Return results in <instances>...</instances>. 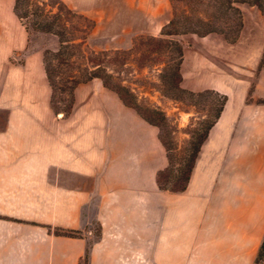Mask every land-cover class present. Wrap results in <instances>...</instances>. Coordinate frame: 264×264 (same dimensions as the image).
I'll list each match as a JSON object with an SVG mask.
<instances>
[{
    "label": "crops",
    "instance_id": "crops-1",
    "mask_svg": "<svg viewBox=\"0 0 264 264\" xmlns=\"http://www.w3.org/2000/svg\"><path fill=\"white\" fill-rule=\"evenodd\" d=\"M153 1H96L80 12L96 20L92 36L158 35L172 11ZM241 8L236 43L218 33L186 35L182 86L229 99L187 189L171 193L157 183L168 164L159 128L100 78L77 87L69 117L57 115L45 47H32L15 0H0V264H80L92 231L67 237L49 227L85 231L97 222L102 237L89 264H254L264 238V104L247 98L253 83L264 97V68L256 75L264 15ZM136 10L146 24L116 17Z\"/></svg>",
    "mask_w": 264,
    "mask_h": 264
},
{
    "label": "trees",
    "instance_id": "trees-1",
    "mask_svg": "<svg viewBox=\"0 0 264 264\" xmlns=\"http://www.w3.org/2000/svg\"><path fill=\"white\" fill-rule=\"evenodd\" d=\"M172 18L163 25L159 36L139 35L134 46L141 54L142 63L163 62L160 78L164 95L183 102L197 105L207 110L206 118L200 125L188 133L190 138L183 149L178 146L175 137L176 128L170 122L166 112L150 104H141L137 95L127 86L116 83L114 76L92 54L84 50L96 21L84 14L77 13L64 1L54 0L50 6L57 10H48V4L40 5L33 0H15V13L26 27L32 40V33L54 34L58 38L57 49L44 48V67L52 89L51 107L59 115L67 118L72 113L77 87L94 78H100L104 85L115 91L125 105L132 107L148 123L159 128V138L167 152L168 164L157 173V183L161 190L171 193L184 192L189 184L199 152L208 138L210 130L218 122L228 102V95L216 89L208 88L193 91L182 86V64L184 61V35L196 34L205 37L212 33L224 36L228 43H236L244 28L242 4L255 6L264 15V0H170ZM79 40V41H78ZM264 68V53L257 74ZM255 86L250 89L247 102ZM264 104V98L256 100ZM87 247L80 264H89L92 247L102 237L100 222L83 230L49 227V231L58 236L85 237ZM254 264H264V238Z\"/></svg>",
    "mask_w": 264,
    "mask_h": 264
},
{
    "label": "rangeland",
    "instance_id": "rangeland-1",
    "mask_svg": "<svg viewBox=\"0 0 264 264\" xmlns=\"http://www.w3.org/2000/svg\"><path fill=\"white\" fill-rule=\"evenodd\" d=\"M53 1L54 0H33L34 3H39L40 5H43V3L48 4V10L56 11L57 8L50 6ZM62 1L65 2V0ZM71 1H74L73 6H70L67 2L65 3L77 13H81L80 9L87 6L99 7L97 6V3L91 4L96 1L104 3L103 7L106 8L124 6L123 4H113V0ZM155 2L158 7L161 8L167 5L171 9L173 16L170 0H155ZM152 4H154L153 0ZM103 12L106 16L111 14L110 9L104 10ZM116 17L120 18V22H122V18H124L123 22L126 23V25L131 24L132 27L141 26L143 22V16L140 10H136L134 14H129L127 17L120 14ZM145 22H143V24H146ZM93 31L91 32L87 42L83 45L87 54H92V56L96 59L102 61V64L106 67V69L113 74L114 81L129 87L137 95L141 104H150L165 111L170 119V122L176 128L175 137L177 139L178 146L180 149H183L190 138L188 132L200 125V123L206 118L207 110L191 103L172 99L163 94L160 75L165 64L163 62H149L148 64H143L141 54L136 51V47L134 46L135 38L137 36L153 34L140 31L123 33V30L117 29L116 32L111 35L92 36ZM159 34L154 36H159ZM183 39L186 45L191 38L184 35ZM36 44L51 49H57L59 46L58 38L54 34H40L33 32L32 47H35ZM17 60L20 61L21 58H18ZM256 75L259 76L260 74L256 73ZM253 85L255 86V89L251 96L252 102L259 98H264L256 95V84L253 83Z\"/></svg>",
    "mask_w": 264,
    "mask_h": 264
}]
</instances>
